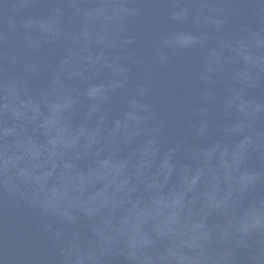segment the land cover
<instances>
[{
  "label": "water",
  "instance_id": "water-1",
  "mask_svg": "<svg viewBox=\"0 0 264 264\" xmlns=\"http://www.w3.org/2000/svg\"><path fill=\"white\" fill-rule=\"evenodd\" d=\"M0 264H264V0H0Z\"/></svg>",
  "mask_w": 264,
  "mask_h": 264
}]
</instances>
